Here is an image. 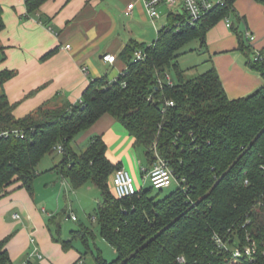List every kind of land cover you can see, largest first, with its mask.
<instances>
[{"label": "trees", "instance_id": "obj_1", "mask_svg": "<svg viewBox=\"0 0 264 264\" xmlns=\"http://www.w3.org/2000/svg\"><path fill=\"white\" fill-rule=\"evenodd\" d=\"M45 1L26 0L28 11H37ZM223 1L195 24L184 14L171 13L152 44L130 43L123 49L126 68L116 83L110 86L107 77L91 80L79 103L45 104L16 118L14 105L1 91L0 193L15 183L32 193L38 166L62 145L55 169L74 189L89 183L97 187L94 219L117 253L109 262L98 252L95 264H264V85L231 99L215 66L188 78L177 62L181 49L193 40L206 51L207 34L221 20L242 19L236 0ZM230 27L239 36V49L249 66L264 80V59H251L254 51L244 33L234 23ZM4 28L0 3V32ZM137 49H144L146 56L134 61ZM170 71L176 78L173 85L165 81ZM14 74L1 70L0 85ZM107 114L144 148L149 168L159 159L169 165L179 182L176 190L161 196L151 185L119 198L112 175L122 166L107 156L103 137L93 136L84 150L73 149L77 136ZM60 217H51V222ZM91 234L82 227L72 231L70 240L60 234L55 239L69 250L74 238L87 243ZM215 234L230 239L231 247L243 248L248 237L255 240L254 261L219 249ZM7 241L0 240V264H12Z\"/></svg>", "mask_w": 264, "mask_h": 264}, {"label": "crops", "instance_id": "obj_2", "mask_svg": "<svg viewBox=\"0 0 264 264\" xmlns=\"http://www.w3.org/2000/svg\"><path fill=\"white\" fill-rule=\"evenodd\" d=\"M131 2L135 7L127 16L124 11ZM0 3L5 21V28L0 32V71L15 72L0 85V93L4 91L14 105L16 118L25 117L45 104L77 103L95 78L114 80L126 68L121 58L123 49L130 43L152 44L167 23L158 28L159 20L156 24L151 21L142 0H47L35 12L28 11L26 0H0ZM234 6L243 22L240 32L253 33L256 39L252 49L264 55V3L236 0ZM232 17L235 16L229 17L231 23ZM231 29L227 22L221 21L208 32L206 51L210 60L202 72L196 66L182 69L200 74L215 66L228 96L236 99L262 87L264 80L249 66L248 57L239 49V36ZM199 50L202 54L206 52ZM107 54L116 55L114 63L103 60ZM84 67L88 68L87 72L83 71ZM93 127L83 131L86 133L83 139L101 135L108 146L107 156L121 163L143 187L139 175L146 178L144 169L149 166H144L143 160L137 158L135 148L138 146L126 127L108 114ZM79 149L76 151L84 150ZM50 157L46 156L38 166L32 193L19 183L0 193V240L8 238L6 248L12 264H22L32 251V234L43 254L42 259L32 258L34 264H74L80 258L79 253L65 250L56 241L44 214L47 210L41 206L44 201L40 199L39 190L43 187L50 196L73 188L55 169L61 158L52 164L43 163ZM85 186L89 190L97 188L92 183L81 188ZM61 211L64 212V208ZM16 214L19 217H15Z\"/></svg>", "mask_w": 264, "mask_h": 264}, {"label": "rangeland", "instance_id": "obj_3", "mask_svg": "<svg viewBox=\"0 0 264 264\" xmlns=\"http://www.w3.org/2000/svg\"><path fill=\"white\" fill-rule=\"evenodd\" d=\"M162 13L163 16L158 21V28L165 24L168 19V11L162 8ZM221 21H225V23L227 22L226 18ZM221 21L219 23H221ZM231 21L235 24L236 30L238 29V31H242L240 29L242 28V20L238 21L236 17H232ZM231 31L236 33L233 29H231ZM145 44L148 45L149 43ZM199 49V40H193L187 43L181 49V52L183 54L181 55V59L179 62L180 67L187 69L196 66L198 71L202 72L209 65L208 60H210V56L207 51H204L205 53L202 54ZM250 57L251 59L254 58V53H251ZM168 74L172 76L175 81L176 78L174 72L170 71ZM185 75L188 78H191L196 76L197 72L190 70L185 72ZM95 127H93L92 129H94ZM91 131L93 132V130ZM90 133L91 132H88V134ZM84 135H86V133H80L75 139V141L72 143V147L74 150H80L79 148L85 149L87 147V144L90 142L91 137L89 136L88 138L86 137L83 139ZM135 154L137 158L143 160L144 166H147V159L144 148L136 147ZM61 157L62 155L56 151L54 154L51 155L50 158H46V162L43 163L51 162L52 164V161H59ZM139 181L145 189L151 186L150 180L148 178L143 177L141 173L139 175ZM178 186L179 182L174 179L169 187L163 188L161 190L155 189L153 190V192L160 193L161 196H166L176 190ZM96 189L97 188H93L92 190H89L87 186H85L84 188L80 187L77 189L72 188L66 193L62 191L63 193H60V195L58 196H50L51 194H46L47 191L44 187L39 190L40 199L44 201L41 203V206H44L47 210V212L44 214L47 219L48 227L55 238H57L58 234H60V236L64 240H70L72 239V231L79 230L82 227L92 232V234L89 236L87 243H85L80 238H74L72 247L70 248V251H75L76 253H79L80 256L83 255V258L85 259V264H95L94 256L98 252H101L104 258L109 262H112L117 258L116 250L102 238L100 234L99 224L94 219V215L96 214V208L100 198V192L98 189V192H96ZM64 194H66V197L64 196ZM63 208L65 210L64 212L61 211ZM58 212L61 213V217L58 218L57 223H53L48 220L53 215L56 216ZM73 216H75L76 219H73Z\"/></svg>", "mask_w": 264, "mask_h": 264}, {"label": "built area", "instance_id": "obj_4", "mask_svg": "<svg viewBox=\"0 0 264 264\" xmlns=\"http://www.w3.org/2000/svg\"><path fill=\"white\" fill-rule=\"evenodd\" d=\"M144 7L148 16L150 17L151 21L156 24V22L162 18V8L168 11V16L172 14H180L186 15L188 22L191 24H195L199 21L204 15H206L210 10H212L216 5H224L223 0H142ZM135 7V3L131 2L127 5L124 13L127 16H130L133 12ZM228 26H231V22L229 18H226ZM245 39L247 42L252 45L255 41L256 37L251 33L249 30L244 32ZM67 47H70L67 45ZM255 60H263L264 55L260 51H255ZM146 56V52L144 49H137L134 54V61L141 60ZM103 60L109 63H114L116 60V55L107 54L103 56ZM84 72L88 71L87 67L83 68ZM124 70L120 73L123 74ZM119 74V75H120ZM119 77V76H118ZM116 77L114 80L111 81L110 86L116 83L119 78ZM168 84L173 85L174 80L168 74L165 80ZM162 80L159 79V83L162 84ZM80 99L77 103L81 102ZM168 105H173V101L167 102ZM18 133V131H14ZM4 135H8V132H3ZM23 136V135H22ZM57 152L62 153L63 147L62 145H58L56 147ZM147 174L146 178L150 180L151 185L155 189H163L169 187L173 180L175 179L173 171L169 167V165L162 159H159L153 166L149 169H144ZM185 181V179H183ZM112 185L116 191V194L119 198H124L127 196H131L139 192L140 185L134 175L125 168L117 169L114 174L112 175ZM15 217H19V215H15ZM73 219H76L73 216ZM214 240L217 244L219 249H225L231 251L235 257H241L243 255H247L251 258V261H254V254L257 252V243L255 240H252L248 237L249 244L245 245L243 248L238 246L231 247L230 239L225 240L219 234L214 235ZM36 237L32 234L30 238V243L33 245L32 251L28 254L27 258L22 262V264H34L32 262L33 257H37L38 259L43 258V254L40 252L39 247L36 243ZM179 261L181 263L185 262L184 257H179ZM76 264H85V259L80 257Z\"/></svg>", "mask_w": 264, "mask_h": 264}]
</instances>
